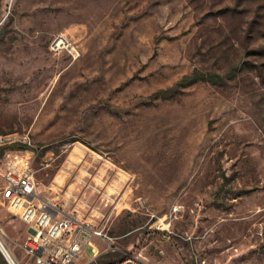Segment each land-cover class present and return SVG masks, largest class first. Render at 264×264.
I'll return each instance as SVG.
<instances>
[{
  "label": "rangeland",
  "instance_id": "374dc122",
  "mask_svg": "<svg viewBox=\"0 0 264 264\" xmlns=\"http://www.w3.org/2000/svg\"><path fill=\"white\" fill-rule=\"evenodd\" d=\"M0 147L20 264L38 263L1 186L27 151L93 235L75 264H264V0H0Z\"/></svg>",
  "mask_w": 264,
  "mask_h": 264
},
{
  "label": "built area",
  "instance_id": "2783aa9c",
  "mask_svg": "<svg viewBox=\"0 0 264 264\" xmlns=\"http://www.w3.org/2000/svg\"><path fill=\"white\" fill-rule=\"evenodd\" d=\"M50 49L55 53L66 52L74 59L81 56V50L65 33L52 39ZM23 141L25 144L29 142L28 137ZM4 165L2 197L9 203L11 210L32 228L27 239V252L35 261L38 264H75L86 244L95 248L96 259L98 250L93 244V235L88 231L87 224L38 194L29 152H9ZM95 234L103 237L101 232ZM6 259L9 264H20L15 258ZM106 264L148 263L137 256L128 255Z\"/></svg>",
  "mask_w": 264,
  "mask_h": 264
},
{
  "label": "trees",
  "instance_id": "16d2710c",
  "mask_svg": "<svg viewBox=\"0 0 264 264\" xmlns=\"http://www.w3.org/2000/svg\"><path fill=\"white\" fill-rule=\"evenodd\" d=\"M220 78V75H218V74H208V73H198V74H196L195 76H194V81H196V80H200V79H210V80H213V81H216L217 79H219ZM25 145L26 144H24V146H23V149H26L25 148ZM27 147V146H26ZM3 148L2 147H0V152H1V150H2Z\"/></svg>",
  "mask_w": 264,
  "mask_h": 264
},
{
  "label": "bare ground",
  "instance_id": "6f19581e",
  "mask_svg": "<svg viewBox=\"0 0 264 264\" xmlns=\"http://www.w3.org/2000/svg\"><path fill=\"white\" fill-rule=\"evenodd\" d=\"M0 250L3 252V254L5 255L6 258L11 259L13 257L12 253L10 252V250L5 246V244L3 243V241L0 238Z\"/></svg>",
  "mask_w": 264,
  "mask_h": 264
},
{
  "label": "crops",
  "instance_id": "0c3cea01",
  "mask_svg": "<svg viewBox=\"0 0 264 264\" xmlns=\"http://www.w3.org/2000/svg\"><path fill=\"white\" fill-rule=\"evenodd\" d=\"M42 197V196H41ZM42 198H44V197H42ZM46 199V198H45ZM27 224V223H26ZM27 226H28V235L29 234H31L32 233V228L27 224ZM93 244L96 246V249H97V245H96V243L95 242H93ZM92 246L91 244H86L85 246H84V249L87 247V246ZM92 249H93V252H94V256L96 255V252H95V248L92 246ZM84 252V251H83ZM83 254V253H82ZM82 256V255H81Z\"/></svg>",
  "mask_w": 264,
  "mask_h": 264
}]
</instances>
